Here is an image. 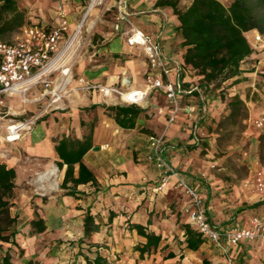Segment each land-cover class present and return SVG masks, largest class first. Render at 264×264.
Instances as JSON below:
<instances>
[{
	"label": "crops",
	"instance_id": "crops-1",
	"mask_svg": "<svg viewBox=\"0 0 264 264\" xmlns=\"http://www.w3.org/2000/svg\"><path fill=\"white\" fill-rule=\"evenodd\" d=\"M156 1L126 0L129 19L159 45L172 69V80L180 82L184 89L195 87L200 76L184 65L185 47L176 29V15L172 7L157 5ZM32 22L53 25L44 18ZM128 28L123 24L121 30H116L120 35L115 38L103 34L100 44L80 58L82 66L77 73H71L70 92L63 103L51 118L38 121L22 137L28 157L43 170L38 178L41 190L54 189L43 184L50 178L45 170L54 164L59 171L57 188L45 200L48 208L42 205V210L37 209L46 228L36 234L61 239L70 246L63 247L64 244L43 253L42 264H85V258L93 259L96 255L103 257L105 264H264V238L260 237L241 239L235 245L223 239L224 250L202 237L196 249L188 248L183 229L188 222L181 211L187 197L180 189L173 188L171 182L156 189L161 170L148 158V137L164 133L165 159L197 189L210 224L218 228H229L236 223L248 227L252 217L264 221V191L258 192L253 186L257 171L264 176V164L256 152L260 136L252 124L255 117L264 114V87L255 84L259 73H264V48H253L252 36L257 31L245 33L252 52L241 62L238 81L232 84L229 93V96L237 94L248 109V116L242 122L246 125L244 134L250 138L252 152L244 153L248 156L244 161L247 175L238 177L226 167L212 168L206 159L208 154L200 153L208 135L207 124L223 111L214 91L201 94L204 103L198 99L201 96L181 93L179 111L168 125L170 109L161 91L151 90L140 103L134 104L118 93L103 94L97 89L82 88L83 81L117 88L123 93L145 88L146 58L141 49L127 44ZM254 92L260 95V101H252ZM130 104L140 108V113L133 127H121L106 108ZM187 106H193V110H187ZM194 130L205 132L198 145L193 143ZM89 132L92 146L81 160L92 173L94 182L90 180L72 188L68 183L67 188H60L66 165L57 166L60 159L55 144L62 138L82 140ZM207 141L210 144L209 138ZM4 163L14 168L13 164ZM78 167L75 163L74 176L78 174ZM86 211L99 225L84 236ZM132 224H139L145 232L159 236L155 249L144 250L146 239L131 227Z\"/></svg>",
	"mask_w": 264,
	"mask_h": 264
},
{
	"label": "rangeland",
	"instance_id": "rangeland-1",
	"mask_svg": "<svg viewBox=\"0 0 264 264\" xmlns=\"http://www.w3.org/2000/svg\"><path fill=\"white\" fill-rule=\"evenodd\" d=\"M91 1L17 0L18 6L25 13L29 12L27 16L25 15L26 18L30 16L28 22L44 18L54 25L57 21L55 11L59 4L65 10L68 19L67 30L58 47V57L60 56L56 64L58 69L52 71L48 76V80L52 81L51 85L55 84L57 92L63 93V96L56 102H53L51 93H44V86L41 84L32 88L34 91L27 94L26 100L17 95H1L0 161L13 164L17 172L15 187L13 195L9 200L10 206L8 210L9 216L16 218L15 224L10 229L15 231L14 240L17 244L0 242V252H4L7 248L10 249L12 258L19 264H23L24 260L28 262L27 264H42L43 253L51 252L56 247L60 248L64 244L63 247L70 246L66 241H61V239H50L44 234L32 232L30 220L36 217L34 212H38L37 209L42 210L43 206L46 209L48 208L45 200L57 188L59 171L54 164L48 170H45L50 173V178L43 184L51 186L54 189L51 190L46 187L48 190H41L42 185L38 183V178L41 177L43 170L36 165V161L28 157L23 147L22 137L28 131H31L38 121L51 118L52 113L63 103L64 98L70 92L69 82L71 73H77L78 68L82 66L80 60L94 50L97 44H100L102 39H104L103 34L105 36H113V38L120 35L113 29V23L116 18L115 0H94L91 9L87 12ZM189 1L179 0L178 7H185ZM220 1L227 6L231 0ZM86 13L88 14L86 15ZM54 15L55 19L52 17ZM79 24L80 27L78 32H76ZM18 35L19 30L5 36L3 40L12 41ZM66 68L69 69L68 72L66 74L62 73L61 70ZM230 82L231 80H227L221 84L219 89L212 90L217 100L221 102L223 111L216 119L207 124L206 131L208 135L202 144L203 147L200 153L208 154L206 159L211 162L212 168L226 167L236 176L245 177L248 173V168L244 161L248 156H244V153H248L250 150L252 152L250 138L244 134L246 125L242 122L248 116V109L245 105V116L239 118L235 123L226 119L228 109L225 106V102L231 97L229 93L232 92V84ZM255 84L260 88L264 87V73H259ZM259 96L258 93L254 92L251 96L252 101H260ZM25 119L32 121L30 128L21 131L16 140L6 141V126L9 123ZM208 138L210 139V144L207 141ZM258 139L256 152L260 157L259 160L264 164V141L261 138ZM52 170H54V173L51 172ZM5 223L3 220L2 224L4 225ZM24 263L26 264V262Z\"/></svg>",
	"mask_w": 264,
	"mask_h": 264
},
{
	"label": "trees",
	"instance_id": "trees-1",
	"mask_svg": "<svg viewBox=\"0 0 264 264\" xmlns=\"http://www.w3.org/2000/svg\"><path fill=\"white\" fill-rule=\"evenodd\" d=\"M157 5L172 7L178 25L176 27L185 47L183 53L184 65L190 67L200 76L196 89L188 94L201 96L207 90H217L221 84L231 80L230 84L238 81L241 62L251 54L252 47L245 36L250 30H256L264 37V0H231L226 6L220 0H190L183 8L177 6V0H157ZM26 23L23 9L17 0H0V40L5 36L17 32ZM204 102V98H198ZM228 109L226 119L232 123L246 114V107L237 94L232 95L225 102ZM113 113L114 120L121 127H133L140 108L134 104L128 106H108ZM91 132L82 140L62 138L54 148L60 159L57 166L66 165L60 188H71L79 183L94 182L92 173L82 162L83 155L91 148ZM78 163V174L74 176L73 166ZM16 171L0 161V242L16 245L15 231L10 229L15 224V217L9 216L10 198L15 187ZM71 193L70 190L67 191ZM35 218L30 220L33 233L45 230L44 219L34 212ZM6 223L3 225L2 221ZM99 224L94 223L93 217L86 211L83 219V234L95 231ZM132 228L145 237L143 246L149 251L156 247L159 236L147 233L139 224H132ZM186 246L196 249L202 242L199 232L184 224ZM1 248V246H0ZM10 249L0 252V264H16ZM85 264H105V259L96 255L93 259L85 258Z\"/></svg>",
	"mask_w": 264,
	"mask_h": 264
},
{
	"label": "built area",
	"instance_id": "built-area-1",
	"mask_svg": "<svg viewBox=\"0 0 264 264\" xmlns=\"http://www.w3.org/2000/svg\"><path fill=\"white\" fill-rule=\"evenodd\" d=\"M114 7L116 18L113 29L119 30L120 26L126 23L129 27L126 31L127 44L141 49L146 58L145 88L123 93L117 88L90 84L84 81L82 88L97 89L103 94L118 93L121 98H123V94L127 93L132 97L129 100H124L134 104L140 103L151 90L161 91L164 93L170 109L167 118V124L169 125L179 111L180 94L189 93L196 88L184 89L180 82L172 80V69L166 63V56L159 45L152 40L149 34L135 27L130 21L126 0H115ZM56 15L57 21L50 27L38 22H27L19 29V35L14 40H0V103L2 94L17 95L26 100L29 90L38 84L44 86V93H51L53 102L63 96V93L57 92V86L55 84L51 85L52 81L48 80L51 72L58 69L56 65L60 59V56L58 57V47L68 27L66 12L60 4L57 6ZM252 39L254 49L264 48V37L261 34L255 32ZM68 70L66 68L61 72L66 74ZM187 110H193V106H187ZM31 124L32 121L29 119L9 123L6 126L5 140L8 141L7 138L10 136H14V140H16L20 132L30 128ZM252 124L264 141V114L255 117ZM14 126L16 128H12ZM204 137L205 132L203 131L194 130L192 133L193 143L196 145L200 144ZM163 138L164 133L148 137L150 148L148 158L161 170V178L156 189L160 190L171 182L173 188L180 189L186 195L187 200L181 211L186 215L191 228L222 250L225 248L222 242L223 239L235 245L241 239L264 238V221L259 217L250 218L248 227H240L236 223L229 228H218L210 224L197 189L179 175L165 159L162 153ZM253 186L258 192L264 191V176L261 171L255 173Z\"/></svg>",
	"mask_w": 264,
	"mask_h": 264
},
{
	"label": "bare ground",
	"instance_id": "bare-ground-1",
	"mask_svg": "<svg viewBox=\"0 0 264 264\" xmlns=\"http://www.w3.org/2000/svg\"><path fill=\"white\" fill-rule=\"evenodd\" d=\"M93 2H94V0L91 1L89 7L87 8V12H89V10L91 9V7H92V5H93ZM87 14H88V13H86V15H87ZM85 17H86V16H85ZM81 24H82V23H81ZM79 27H80V24L77 26V31H76V32H78ZM131 97H132V96H131V95H128L127 93L123 94V99H125V100H129V99H131ZM12 128H16V127L14 126V127H12ZM7 129H8V128H7ZM14 139H15L14 136H10V137L7 138L8 141H13ZM51 172L54 173V170H52ZM39 178H40V177H39Z\"/></svg>",
	"mask_w": 264,
	"mask_h": 264
}]
</instances>
